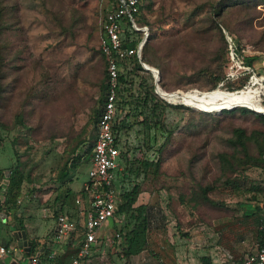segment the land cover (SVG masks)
<instances>
[{"label":"rangeland","instance_id":"obj_1","mask_svg":"<svg viewBox=\"0 0 264 264\" xmlns=\"http://www.w3.org/2000/svg\"><path fill=\"white\" fill-rule=\"evenodd\" d=\"M111 4L108 0H0V120L5 123L0 128V182L9 183L5 169L17 162V173L24 178L18 190L23 201L16 204V212L33 206L34 201L41 206L47 196L44 207L77 211L83 218L85 205H80L79 212L75 200L88 179L91 160L76 165L63 179L59 175L63 163L72 162L77 152L84 154L94 140V109L107 64L100 45L102 23ZM151 9L146 34L139 30L144 40L139 61L149 59L148 66L159 70L163 86L173 88L171 95L182 97L190 109L166 106L149 135L140 124L134 125L131 159L149 157L143 154L147 144L160 152L161 160L158 167L157 160H150L139 173L120 178L117 187L130 189L140 183L148 204L142 215L151 226L179 231L194 224L198 210L205 211L200 225L214 238V218L241 213L237 201H245L250 193L236 196L230 188L215 189L208 194L223 203L217 209L188 199L199 192L200 185L220 183L222 175L234 176L241 187L259 182L264 195L263 163L222 174L217 157L234 150L227 141L234 127L244 128L247 134L264 132V123L254 114L223 111L243 105L264 109L260 78L262 87L253 84L252 72L233 66L227 48V38L232 36L245 55H264V0H152ZM217 9L220 16L214 14ZM262 58L253 60L258 77L264 76ZM141 73L149 79L151 71L144 68ZM214 86L246 88L237 94L222 89L206 97L190 92ZM17 114L22 115L23 125L16 122ZM247 146L252 155H258L252 141ZM261 199L264 204V196ZM108 228L106 223L104 232ZM110 234L108 239L114 236ZM2 236L7 237L0 222ZM113 239L114 248L107 250L112 260L96 264H127L120 253L123 249L115 250L122 241Z\"/></svg>","mask_w":264,"mask_h":264},{"label":"trees","instance_id":"obj_2","mask_svg":"<svg viewBox=\"0 0 264 264\" xmlns=\"http://www.w3.org/2000/svg\"><path fill=\"white\" fill-rule=\"evenodd\" d=\"M109 3H112L111 8L113 9L119 3V0H108ZM152 0H137V10L133 12V17L138 26H147L148 21V12L151 9ZM108 9L106 13L110 10ZM216 16H220L221 12L219 9L214 11ZM216 27L220 29L219 24L216 23ZM122 45L124 47L135 48L138 43L141 41V36L139 35V30H136L132 27L129 17L126 15L123 18L121 29H120ZM231 42L235 51V55L241 57L242 62L246 65H253V60H259L262 57L260 53L245 55L243 48L239 42L234 39L232 36ZM143 46V45H142ZM227 48L229 49V42L227 41ZM142 50V49H141ZM104 55V53H102ZM146 64L150 62L149 59L144 60ZM119 65V81L121 87L119 89V99L122 102V111L126 116H130V122L127 125V129L133 128L135 124L141 125V131L144 133H151L152 129H155L157 122L161 121V118L164 113L166 106L171 107H182L190 109V104L187 103L180 96H172L171 90L173 88H165L163 86L161 79H159V93L163 98L170 102H180L183 104H174L164 101L159 95L154 91V84L152 81V74L149 73V79H146L142 75L144 70L141 65L139 58L136 54H132L124 59H118ZM129 67H131L129 69ZM160 73V72H159ZM108 75L107 64L106 70L104 72V78L100 85V95H99V104L94 109V123H95V136L93 142L87 147L84 151V154L80 152L75 153L72 162L68 159L63 163L60 168L59 178L63 179L65 176L69 175L71 171L75 168L76 165L81 162L91 160L92 149L96 140V126L97 122L101 116L104 99L106 96L107 84L105 82ZM137 83V87L135 84ZM261 86V84L258 82ZM262 87V86H261ZM213 88H216L215 86ZM210 88V89H213ZM177 89V88H176ZM226 90L227 92H233L235 94L245 92L243 90H227L222 87H218L213 90L201 91L199 89L190 90L192 94L197 97H206L214 94L219 90ZM186 90V89H184ZM163 92L170 95H163ZM233 102V101H232ZM235 102V101H234ZM233 102V105H234ZM187 105V106H186ZM189 105V106H188ZM239 110L242 113H252L262 120L264 123V109L260 111L257 106L252 105H243L236 106L231 109H224V112L236 111ZM201 111V110H200ZM260 112V113H259ZM126 118V117H125ZM16 122L23 125V117L21 114L15 116ZM0 128H5V123L0 120ZM140 130V129H139ZM139 132V131H138ZM90 138V135L89 137ZM86 140V138L80 140V145ZM229 144L233 146V151L228 153L225 151L220 152L217 157L220 161V171L224 174L226 171L235 172L237 167L240 166L244 169L245 164L256 165L260 163L264 164V132L260 130H253L247 134L244 128L236 126L232 130V136L227 139ZM252 141L257 148L258 155H252L249 150L247 143ZM167 142V140H166ZM147 149L150 148L149 145L144 146ZM161 148V147H160ZM159 148V149H160ZM72 151H75L73 149ZM145 150H143L144 153ZM160 151V150H159ZM137 158V157H136ZM133 160V161H132ZM161 157L160 152L157 158L156 166H159ZM136 161V162H135ZM140 162L139 165H136L137 162ZM17 163V162H16ZM8 166L5 169L8 174V187L6 191V198L2 204H0V209L3 210L7 215L12 210L14 216V226L17 229H25V226L22 222L20 216L14 210L16 204L19 203V187L23 181V175H18L17 165ZM149 161L144 158H137V160L130 159V164L128 167V176H132L133 172L139 173L140 170L145 169ZM4 171V170H3ZM4 171V173H6ZM221 174V175H222ZM27 177V176H26ZM223 175L219 179L222 181L220 183H207L199 186V192H195L188 197L189 200L193 202L203 203L204 206L221 208L223 203L217 199L212 198L208 193L215 189H227L230 188L234 195L238 196L240 194H246L247 192L250 195L245 201H237L240 208H243L241 213H231L230 215L226 214L221 217L214 218L213 221V230L217 234V243L221 246L228 254H230L232 259L240 260L244 257L246 252H253L258 247H264V204L261 199L262 196V185L258 182L252 184L249 187H241L240 183L234 176H225ZM71 179V176H70ZM12 189L16 190V193H12ZM143 191L140 183H135L130 189L123 188L120 193V202L117 205V213L124 214L125 219L123 224L119 227L116 225L115 229L121 233V241L125 243L123 246V253L126 257L130 254L138 252L145 243V231H146V218L144 217V212L147 209L146 204L134 205L137 201L139 194ZM135 212L137 214H135ZM199 216L202 219H205L206 212L199 211ZM128 216V217H127ZM137 216V218L142 217L138 223L133 224L129 227V224L132 223V218ZM203 221V220H202ZM81 229V226L79 227ZM26 230V229H25ZM79 239L82 238V232L79 233ZM12 237V236H11ZM248 241L250 248L244 251L239 249L245 245V242ZM80 241L75 243H68L64 246L62 252L57 253L55 258L52 260L53 264H64L69 262L77 253L79 249ZM38 243L35 241L31 242V248L28 255L39 252V257L41 261H46L49 250L45 244H43V249L37 248ZM90 256V255H89ZM88 256V257H89ZM86 257L85 259H87ZM84 259V260H85Z\"/></svg>","mask_w":264,"mask_h":264},{"label":"built area","instance_id":"obj_3","mask_svg":"<svg viewBox=\"0 0 264 264\" xmlns=\"http://www.w3.org/2000/svg\"><path fill=\"white\" fill-rule=\"evenodd\" d=\"M136 4L137 0H119L116 7L105 14L102 23L103 34L100 45L107 58L108 75L105 80L107 89L101 116L96 126V140L91 156L92 167L89 170L88 179L81 187L80 196L75 200L77 207L80 208L81 204L85 205V211L82 213L83 218L80 220L79 217H74L61 208L57 209L53 213L56 215V224L52 230L51 240V246L53 245V247L49 250L46 261H41L39 252H35L23 258L25 264H53L52 260L60 252L59 250L68 243L79 241L80 245L76 255L64 264H80L86 257L91 255L94 247L98 244V230L109 220L119 224L125 219L124 214L116 212L122 191L117 187V182L120 178L125 179V175H128L133 147L131 137L136 129L135 127L126 128L130 122V116H126L122 111V102L119 99L118 91L121 83L118 78V59L136 54L140 60L142 41L135 48L124 47L120 34L122 21L126 15L129 17L134 29L141 30L144 33L147 32V26L140 27L134 20L132 13L137 10ZM227 40L231 59L234 61L233 66L243 71L252 72V76L260 78L261 84L264 86V76L260 75L261 77H258L259 73L251 65L244 64L241 57L235 55L231 37L228 36ZM262 57L264 63V55ZM151 74L154 84L158 74L155 71H151ZM159 79H157L158 86H160ZM147 150L143 154L149 155V157L142 156V158L148 161H156L158 158L157 151L155 149ZM2 202L0 200V204ZM80 214L78 213L79 216ZM80 232L83 235L81 239H79ZM114 236L120 238L121 233L115 231ZM16 249L17 246H10L9 248L0 246V257ZM19 264H22V262L20 261ZM211 264H264V247H258L253 252H246L240 260L227 257L215 260Z\"/></svg>","mask_w":264,"mask_h":264},{"label":"crops","instance_id":"obj_4","mask_svg":"<svg viewBox=\"0 0 264 264\" xmlns=\"http://www.w3.org/2000/svg\"><path fill=\"white\" fill-rule=\"evenodd\" d=\"M8 178V177H7ZM8 184L0 182V200L4 202L6 198ZM143 192V191H142ZM141 192V193H142ZM139 194L137 201L134 205L146 204L144 196ZM47 196L43 197L41 206L35 205L32 203V198L29 199L31 205H26L21 212H17L18 216L22 219V222L25 226L27 236L31 241L38 243L37 248L43 249V244L46 245L48 250H51L52 240V230L56 224V215L53 214L55 211H52L51 208L44 207V201L47 200ZM19 203H22V199L19 198ZM148 207V204H146ZM37 208H40L38 211ZM80 208H78L79 210ZM80 211V210H79ZM0 212H4L0 209ZM5 213V212H4ZM76 213H70L74 217L82 218ZM145 213V212H144ZM135 214H137L135 212ZM199 214V212H198ZM128 217V216H127ZM146 218V231H145V243L143 247L136 253L130 254L128 257L121 253L122 259L127 264H211L215 260L225 259L227 257H232L227 253L221 246L217 243V234L215 237L208 234V231H203V228L200 224L203 221L195 217L194 224L184 226L179 228V231L173 229H165V227L148 225V217ZM3 221L0 217V222L4 223L6 238H0V246L10 247L17 246L15 251H9L3 257H0V264H8L13 258L16 259V262H23V258L29 256L25 253L22 247L18 246L17 239L13 234L15 230H19L14 226V216L12 210L7 215L5 213ZM142 217L137 218V216L132 218V223L129 224V227L135 223H138ZM198 222V223H197ZM110 228L111 236L115 231L116 225L119 227V224L125 223L124 220L122 223H116L113 220L106 222ZM105 223V224H106ZM105 224L98 230V244L94 247L91 255L83 260L80 264H96L98 261L104 260L111 261L112 257L107 254V250L111 246L114 248L115 240L112 238L108 239V232L105 231ZM213 229V226H212ZM215 232V231H214ZM12 236V237H11ZM112 239V240H111ZM119 242L121 238H118ZM118 244H122L120 242ZM122 247L118 246L115 250H118ZM250 245L248 241L245 242V245L242 246L239 250L244 251L249 249ZM61 249V248H60ZM64 247L59 250L62 252ZM121 251V250H119ZM59 252V253H60ZM32 255V254H31Z\"/></svg>","mask_w":264,"mask_h":264},{"label":"water","instance_id":"obj_5","mask_svg":"<svg viewBox=\"0 0 264 264\" xmlns=\"http://www.w3.org/2000/svg\"><path fill=\"white\" fill-rule=\"evenodd\" d=\"M143 43H144V40H142V45H143ZM141 64L147 70L157 72L158 76H157V78H156V80L154 82V90H155V92L158 95L161 96V94L158 91L159 90V86H158V83H157V79H159V70L156 69V68L150 69L149 67L146 66L145 62H141ZM0 217H2L3 221H5V219H4L5 213L4 212H0ZM13 234L15 235L16 239L18 240L17 241L18 246L22 247L26 254H29L32 241H31V239L28 238L26 230L25 229L15 230ZM8 264H19V263L16 262V259L13 258L12 260H10V262Z\"/></svg>","mask_w":264,"mask_h":264},{"label":"bare ground","instance_id":"obj_6","mask_svg":"<svg viewBox=\"0 0 264 264\" xmlns=\"http://www.w3.org/2000/svg\"><path fill=\"white\" fill-rule=\"evenodd\" d=\"M145 64H146V62H145ZM146 66L149 67L147 64H146ZM149 68L152 69L153 67H149ZM257 82H259V79L254 77V79H253V84H255V83H257ZM245 88H246V87H245ZM245 88H243V89H245ZM243 89H240V90H243ZM236 91H239V90H236ZM163 95L167 96V95H170V94H166L165 92H163ZM259 113H260V112H259ZM263 114H264V113H263Z\"/></svg>","mask_w":264,"mask_h":264}]
</instances>
